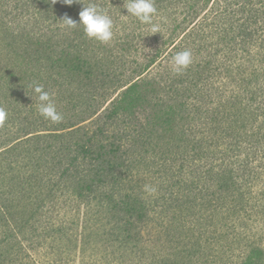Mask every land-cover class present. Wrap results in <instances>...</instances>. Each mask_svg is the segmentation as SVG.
<instances>
[{"label": "trees", "instance_id": "1", "mask_svg": "<svg viewBox=\"0 0 264 264\" xmlns=\"http://www.w3.org/2000/svg\"><path fill=\"white\" fill-rule=\"evenodd\" d=\"M89 3L114 21L109 44L87 38L81 27L60 26L65 16L79 22L82 4ZM126 3L30 0L18 19L19 34L6 27L0 43V108L7 113L0 127V264H49L31 260L23 243L72 240L68 227L48 226L59 199L75 203L78 212L84 205L86 225L92 223L89 213L106 211L107 230L99 235L109 245L123 250L151 244L154 209L173 200L172 186L163 194L150 191L156 181L173 177L165 161L191 174L218 168L222 184L207 187L206 196L227 206L242 199L239 181L248 179L250 188L251 174L262 176L247 167L264 161V0H154L158 33L122 17ZM184 50L192 53V63L177 73L172 59ZM34 84L52 94L61 123L39 115ZM48 143L51 150L15 170L14 156H32ZM33 161L50 167L28 172ZM159 163L165 173L152 172ZM137 164L146 167L141 178ZM139 255L131 248L127 257L152 264V254L143 252L138 263ZM263 259V250L255 249L243 264Z\"/></svg>", "mask_w": 264, "mask_h": 264}, {"label": "rangeland", "instance_id": "2", "mask_svg": "<svg viewBox=\"0 0 264 264\" xmlns=\"http://www.w3.org/2000/svg\"><path fill=\"white\" fill-rule=\"evenodd\" d=\"M29 2L30 0H0L1 45L5 44L3 36L7 32L6 27L18 28L14 33L19 34L22 25L18 23V19L21 20V13ZM0 64H5L3 58ZM8 65L11 66L9 63ZM175 142L179 143V138H176ZM41 146L43 148H38L34 153L33 150L31 151L32 156H14L13 161L18 164L15 170L20 171L25 168L29 163L27 161L29 157L33 160L34 155L51 150L50 143L47 146ZM161 147L163 153L171 161L177 162V159H173L174 154H170L168 147L164 145ZM22 158H24L23 162ZM253 164L247 169L258 171L262 173V176L251 174L254 175V179L251 180L253 186L251 185L250 188L245 184L249 183L248 179L247 182H245L246 179L239 181V185L244 184L238 191L242 199H235L227 206L222 202L215 203L206 196L210 194L207 187L218 189L222 184L216 174L218 168L214 169L210 175L207 174L206 168L199 171L192 170L191 174L186 171L187 169L176 171L178 164L172 167L173 163L165 161L167 169H170L169 174L173 176L171 180L176 179L169 180L170 183L169 181L165 183L156 181L155 190L163 194L172 186L173 192L171 191L168 197L173 196V200L169 201L166 208L157 204L153 215L152 243H141L136 248L131 245L121 250L116 244H107L109 242L99 235L107 230L104 228L109 220L106 211L99 213L94 210V213H89L90 218L88 219L92 223L86 225L82 223L83 212L87 213L84 205L81 212H78L75 203L59 199L54 206L57 209L54 213V220L49 221L48 226L53 229H59L63 225L68 227L73 235L72 240L60 241L55 236L43 240L42 237H38L33 240L32 244L23 243L24 246H28L27 256L32 254L31 260L49 264H135L137 263L135 260L127 257L130 249L134 248L140 252L138 263L145 252L147 258L152 254V264H243L251 250L262 249L264 252V201L257 199L264 197V165H260L264 164V161ZM44 166L50 167L48 164L33 161L28 172L37 171ZM141 168L146 167H141V164L136 165L139 178L141 174L146 173V170ZM151 169L152 172L156 170L165 173L160 170V163ZM210 177L214 179L206 181ZM191 178L200 183L198 185L197 182L192 183ZM161 181H163L162 177ZM218 192L216 196L221 197ZM154 196H158L157 192H154ZM226 198L232 201L233 195L228 194ZM182 203L180 208L176 206ZM238 208H241L244 213L237 211ZM81 230L87 231L84 237H81ZM52 241L57 244L55 248H52L50 244ZM262 264H264V259Z\"/></svg>", "mask_w": 264, "mask_h": 264}, {"label": "clouds", "instance_id": "3", "mask_svg": "<svg viewBox=\"0 0 264 264\" xmlns=\"http://www.w3.org/2000/svg\"><path fill=\"white\" fill-rule=\"evenodd\" d=\"M63 2L71 6L78 0H63ZM82 10L79 12V22L74 21L68 16H65L61 22V27L67 30L81 27L85 36L95 40L101 44H109L114 38V21L108 11L99 7L95 3H89L87 6L82 4ZM128 16L136 18L141 24L150 27L151 32L158 33L160 25L155 23V18L158 16V9L155 6L154 0H127L123 4ZM192 63V53L184 50L175 54L172 59L173 70L177 73L187 69ZM33 93L37 101V111L45 120L52 124H59L63 121L62 113L57 110L52 94L45 90L43 85L34 84ZM7 118V113L3 108H0V127H3ZM146 190L148 186H146ZM155 191V189H150Z\"/></svg>", "mask_w": 264, "mask_h": 264}]
</instances>
